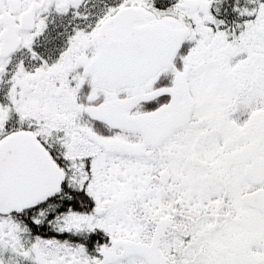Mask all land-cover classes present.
Segmentation results:
<instances>
[{
  "label": "snow or ice",
  "instance_id": "6c2138e0",
  "mask_svg": "<svg viewBox=\"0 0 264 264\" xmlns=\"http://www.w3.org/2000/svg\"><path fill=\"white\" fill-rule=\"evenodd\" d=\"M0 264H264V0H0Z\"/></svg>",
  "mask_w": 264,
  "mask_h": 264
}]
</instances>
